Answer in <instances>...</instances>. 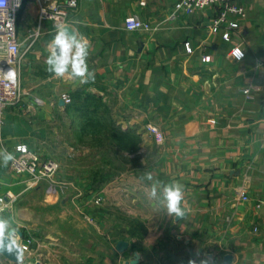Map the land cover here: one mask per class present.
<instances>
[{
  "label": "crops",
  "instance_id": "0c3cea01",
  "mask_svg": "<svg viewBox=\"0 0 264 264\" xmlns=\"http://www.w3.org/2000/svg\"><path fill=\"white\" fill-rule=\"evenodd\" d=\"M177 1L78 0L66 20L91 43L94 80L82 85L46 71L56 27L39 19L38 3L19 11L23 98L5 111L4 144L9 150L26 144L60 165L54 187H29L0 165V207L8 210V195L19 200L9 211L23 234L18 242L33 240L25 262L124 264L138 252L140 264H264V0H238L246 13L239 27L217 31L211 29L217 7L171 18ZM131 15L151 29L128 31L124 21ZM37 28L29 48L28 35ZM204 56L210 60L202 62ZM147 125L160 129L162 143ZM122 135L130 144H122ZM70 145L82 151L78 176L58 154ZM94 150L97 169L88 161ZM145 172L184 185V218L149 198ZM34 196L43 201L42 214L49 206L60 209L33 219ZM71 217L90 224L99 241L91 243L88 231L75 233ZM52 221L65 224V234H51ZM120 240L129 243L123 253L115 249ZM0 264L12 263L0 255Z\"/></svg>",
  "mask_w": 264,
  "mask_h": 264
},
{
  "label": "built area",
  "instance_id": "2783aa9c",
  "mask_svg": "<svg viewBox=\"0 0 264 264\" xmlns=\"http://www.w3.org/2000/svg\"><path fill=\"white\" fill-rule=\"evenodd\" d=\"M37 2L39 5V19L50 20L55 27L58 25L67 26V16L69 9H75L78 0H0V147H5L3 138L4 114L8 108L16 107L21 104L23 91L20 86V67L25 51L21 49V43L17 33L18 13L27 2ZM238 0H178L174 5V11L171 18L177 13L191 14L195 11L208 6H215L218 12L213 19L211 29L234 30L239 27L240 21L245 16V9L237 3ZM124 26L128 31H149L151 29L148 22L142 21L136 15L125 18ZM69 26V25H68ZM40 30L37 28L28 35L29 48L39 37ZM28 49V48H27ZM187 52L191 53V46H186ZM209 56L202 57V62H208ZM15 73V80L5 79L7 73ZM249 94V90L243 91ZM62 101L68 105L72 102L69 94L61 95ZM146 129L154 136V140L159 144L163 141V135L160 129L155 125H147ZM17 146H24L17 151ZM6 148V147H5ZM15 156V160L10 162L9 170L16 175H27L26 183L29 187H35L40 183H47L50 187L57 185V174L59 172V163L51 157H41L30 149L26 144H17L13 149H8ZM10 200L15 198L8 195ZM240 199L248 201L244 191H240ZM100 199L96 200L99 203ZM22 249V255L30 254L33 240L28 238L19 242ZM39 262V261H38Z\"/></svg>",
  "mask_w": 264,
  "mask_h": 264
},
{
  "label": "clouds",
  "instance_id": "9594fccd",
  "mask_svg": "<svg viewBox=\"0 0 264 264\" xmlns=\"http://www.w3.org/2000/svg\"><path fill=\"white\" fill-rule=\"evenodd\" d=\"M90 41L74 27L58 25L55 34L47 45V57L45 59L46 71L55 78H67L70 81H78L81 85L94 80V73L89 70L87 63L90 55ZM237 59L243 57V52L236 50ZM5 79L15 80V73L9 71ZM24 146H17V151ZM15 160L12 152L5 147H0V165L7 167ZM142 179L151 182L147 195L164 208L169 216L184 218L186 210L183 207L185 199L184 185L177 181L165 183L155 179L151 172H145ZM0 207V255L4 253H16L19 257L20 245L18 233L13 227L10 218L2 213ZM189 264H196L195 260ZM201 264H207L201 261Z\"/></svg>",
  "mask_w": 264,
  "mask_h": 264
},
{
  "label": "rangeland",
  "instance_id": "374dc122",
  "mask_svg": "<svg viewBox=\"0 0 264 264\" xmlns=\"http://www.w3.org/2000/svg\"><path fill=\"white\" fill-rule=\"evenodd\" d=\"M69 138H67V140H68ZM66 140V139H65ZM89 140H94L95 142H96V140H97V137L96 136H93V137H91ZM66 142V141H65ZM70 143H72V142H70L69 141V144ZM66 144V143H65ZM67 145V144H66ZM81 147V146H80ZM94 147V146H93ZM65 149V150H64ZM59 153L58 154H60L61 155V157L60 158H62L63 160H62V165L64 166V167H66V168H72L71 169V171H73V173H74V175L73 176H75V175H80V173H81V170H82V162H83V158H82V151H81V149L80 148H78V147H73L72 145H70V147L69 148H67L66 149V147L65 148H63V149H60L59 148ZM65 151V152H64ZM99 153L98 152H96L95 150L94 151H91L90 152V154H89V158H88V161L90 162V164H94V168L93 169H97V166H98V161H99ZM122 155L124 156V157H127L128 155H127V153H125V152H123L122 153ZM123 157V166L124 165H126L127 164V162H126V160H125V158ZM60 166V165H59ZM92 169V168H91ZM80 172V173H79ZM123 172H124V168H123ZM23 178H26L27 179V175H23L22 176ZM94 187H95V190H97V189H99L100 190V188L102 187V185L101 184H99V183H95L94 184ZM101 191V190H100ZM38 196V195H37ZM37 196H34L33 197V199H31V201H29V203L31 204V203H33L35 206H33L34 208V210H35V212H32L31 213V215H32V217H33V219H38L39 217H42V215H49L50 214V212H51V209H60V206H59V204L58 205H55L54 207L52 206V208L49 206V207H47L45 210H44V214H42V212L41 211H37V209H40V208H42L41 207V203L43 202L42 201V199H40L39 197H37ZM118 197V196H117ZM98 199H100V201H102V198H98ZM18 201L19 200H17V199H14V200H12V202L10 203L11 205L9 206V208H8V210L6 211V212H8L7 213V215H6V212L4 213L3 212V214L2 215H4L5 217H8V218H10V220H11V222H12V219H14V220H16V215L15 214H13L12 216H11V214H9V211L12 209V207L13 206H15V205H17V203H18ZM22 203H23V205H25L24 204V202L22 201ZM106 205H108L107 203H106ZM23 207V206H22ZM109 209H110V212L111 213H113L115 216H117V215H119V217H122V216H120V214H117L116 212H114L113 210H111V208L110 207H108ZM33 210V211H34ZM41 210V209H40ZM9 215V216H8ZM44 217V216H43ZM52 217V216H51ZM62 219V218H61ZM71 219V222L73 223V226H74V229H75V233H77L78 232V234L79 233H82V231H88V236H89V240L91 241V243H97L98 241H99V238L100 237H98L94 232H93V230H92V228H91V225L90 224H88V223H85V222H83L79 217H77V218H75V220L73 221L72 220V217L70 218ZM12 225H13V227H15V224L12 222ZM56 224H55V222H53L52 221V223L50 224V228H52L53 229V231H50L51 232V234H56L57 233V236L59 235H63V234H65L64 232H66V226H65V224H61L58 228L55 226ZM56 227V229H54ZM71 232V231H70ZM75 235H77V234H75ZM52 237H55V236H52ZM75 237H78V236H75ZM26 257H25V255L23 256H21V263H23V262H25V260H27V259H25ZM32 260V259H31Z\"/></svg>",
  "mask_w": 264,
  "mask_h": 264
},
{
  "label": "water",
  "instance_id": "95a60500",
  "mask_svg": "<svg viewBox=\"0 0 264 264\" xmlns=\"http://www.w3.org/2000/svg\"><path fill=\"white\" fill-rule=\"evenodd\" d=\"M60 104L63 105V102L60 101ZM17 233H18V236L20 238L23 236V234L20 231H17ZM19 245H20V243H19ZM128 248H129V243L127 241H124V240L118 241L116 243V246H115V249L120 253H123ZM2 256L12 264H42L41 262H34V263L23 262V263H21V256H22L21 245H20V250H19V257H20L19 259H18V256L16 253H13V254L4 253ZM140 263H141V256L139 255L138 252H134L132 258L130 260H127L124 262V264H140Z\"/></svg>",
  "mask_w": 264,
  "mask_h": 264
},
{
  "label": "trees",
  "instance_id": "16d2710c",
  "mask_svg": "<svg viewBox=\"0 0 264 264\" xmlns=\"http://www.w3.org/2000/svg\"><path fill=\"white\" fill-rule=\"evenodd\" d=\"M122 144L128 143L130 144L129 138L126 137V135H122L121 137Z\"/></svg>",
  "mask_w": 264,
  "mask_h": 264
}]
</instances>
